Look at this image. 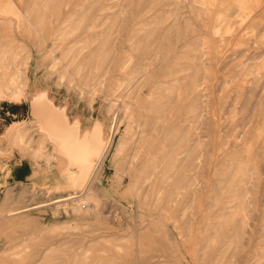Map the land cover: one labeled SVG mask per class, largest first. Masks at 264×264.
<instances>
[{
    "label": "rangeland",
    "instance_id": "rangeland-1",
    "mask_svg": "<svg viewBox=\"0 0 264 264\" xmlns=\"http://www.w3.org/2000/svg\"><path fill=\"white\" fill-rule=\"evenodd\" d=\"M0 264H264V0H0Z\"/></svg>",
    "mask_w": 264,
    "mask_h": 264
},
{
    "label": "bare ground",
    "instance_id": "bare-ground-1",
    "mask_svg": "<svg viewBox=\"0 0 264 264\" xmlns=\"http://www.w3.org/2000/svg\"><path fill=\"white\" fill-rule=\"evenodd\" d=\"M31 115L39 134L51 140L56 151L68 161L79 165L84 175L94 161L101 163L110 149L111 139L105 136L100 123L79 133L77 123H70L64 109L57 107L44 90L32 96ZM77 198L76 195L69 196V199Z\"/></svg>",
    "mask_w": 264,
    "mask_h": 264
}]
</instances>
